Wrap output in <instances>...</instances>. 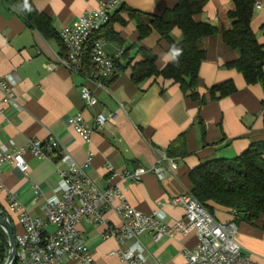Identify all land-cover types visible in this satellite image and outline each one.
I'll list each match as a JSON object with an SVG mask.
<instances>
[{
  "label": "crops",
  "instance_id": "obj_1",
  "mask_svg": "<svg viewBox=\"0 0 264 264\" xmlns=\"http://www.w3.org/2000/svg\"><path fill=\"white\" fill-rule=\"evenodd\" d=\"M103 1L106 0H32L35 10L50 22L51 35L47 38L29 27L14 6L0 0V76L15 72L18 78L15 105L4 104L0 92V150L21 147L32 137L44 140L53 136L77 165H83L91 154L85 171L100 190L106 187L111 174L149 169L160 155H166L176 161L177 169L163 181L145 173L137 183L120 178L113 183L124 190L133 208L144 214L156 211L165 223L173 224L183 217V210L170 200L190 192L191 170L211 160L233 159L252 143L264 141V85H246L241 74L225 67L237 59L236 51L223 43L220 34L230 27L226 14L233 0H209L194 17L195 21L208 23L217 30L203 41L206 58L199 68L197 92L206 99L204 105L190 100L170 80L151 78L139 85L132 82L131 66L141 58L137 48L130 46L143 47L156 56L157 69L170 56L155 31L139 40L134 21L123 12L119 16L124 23L112 24V31L122 44L107 41L104 49L111 55L120 48L126 55L118 61L107 85L101 88L81 76L71 75L57 62V57L64 53L58 33ZM253 1L250 28L257 42L263 44L264 0ZM174 3V0H122V5L144 15L146 25L152 16L162 14ZM257 3L259 8L255 6ZM172 38L178 41L180 32L173 30ZM225 81H231L236 92L210 101L209 89ZM81 86L94 95L95 106H84L79 94ZM115 112V122L95 132L90 143L84 142L67 123L69 117L79 114L92 125L95 115ZM24 159L26 173L9 164L0 166L3 186L0 213L7 217L15 233L21 229L15 214L7 211L8 198L14 197L23 211L38 216L56 183L54 162L29 154ZM32 185L37 186V193ZM213 216L219 223L235 220V240L242 254L264 264L263 218L248 224L232 210L219 206H213ZM119 224L116 213L107 210L103 224L77 225L94 264H121L117 256L111 255L118 249L115 240L103 238L108 227ZM197 241L194 231L184 236H163L156 241L147 233L138 237L146 264H185L183 252L192 249ZM63 264L76 263L65 260Z\"/></svg>",
  "mask_w": 264,
  "mask_h": 264
},
{
  "label": "built area",
  "instance_id": "obj_2",
  "mask_svg": "<svg viewBox=\"0 0 264 264\" xmlns=\"http://www.w3.org/2000/svg\"><path fill=\"white\" fill-rule=\"evenodd\" d=\"M121 5L122 0L100 2L95 9L59 31L64 55L58 56L57 62L71 75L81 76L101 88L113 77L123 50L118 48L109 55L104 49L107 44L104 38H91L107 25L112 13ZM255 6L260 7L258 3ZM88 45L89 68L84 71V54ZM17 83L15 72L0 76L4 104L15 105ZM79 94L85 107L96 105V98L86 86H81ZM116 118V112L108 115L99 113L89 125L78 114L69 117L67 123L84 142L90 143L95 132L107 123H114ZM26 154L54 162L56 183L38 216L23 211L14 197L8 198L7 211L15 214L21 229L14 234L17 264H63L65 260L76 264H94L77 225L103 224L107 210L116 213L120 224L108 227L103 238L112 237L115 240L118 249L111 255L117 256L121 264H146L144 249L138 242V237L145 233L152 235L156 241L163 236H184L191 231L195 232L198 241L192 249L183 252L185 264H259L249 255L242 254L235 240L237 228L234 222H217L190 192L170 200L172 205L183 210V217L173 224L165 223L156 211L144 214L128 203L124 190L113 183L114 179L137 183L143 174L151 173L163 181L177 169L176 161L166 155H160L149 169L136 168L131 172L111 174L106 180V187L100 190L85 171L91 154L83 165H77L53 136L44 140L32 137L21 147L0 150V166L9 164L26 173ZM31 188L37 193V186L32 185ZM1 191L3 186L0 181Z\"/></svg>",
  "mask_w": 264,
  "mask_h": 264
},
{
  "label": "trees",
  "instance_id": "obj_3",
  "mask_svg": "<svg viewBox=\"0 0 264 264\" xmlns=\"http://www.w3.org/2000/svg\"><path fill=\"white\" fill-rule=\"evenodd\" d=\"M6 1L22 14L29 27L36 28L47 38L50 37V22L35 10L32 0H27L31 11L24 7L25 0ZM208 1L174 0L172 8L152 16L148 25L142 20V13L121 5L112 13L107 25L94 33L91 39L102 37L106 41L121 45V41L112 31V24L124 23L119 14L125 13L134 21L139 40L155 31L160 41L165 42L166 52L170 56V60L161 69H157L156 56L143 47L130 46L129 48H137V54L141 58L131 66L132 82L139 85L151 78L170 80L190 100L204 105L206 99L197 92L199 68L206 58L203 41L217 30L208 23L195 21L194 17L202 11ZM253 5V0H233L232 8L226 14L230 27L222 29L220 34L223 43L237 53V59L225 64V67L241 74L246 85H264V43L257 42L250 28ZM173 30L180 32L178 41L172 38ZM173 49L181 51L175 61L171 59ZM125 55L126 51H123L122 58ZM84 62L86 71L89 68V45L85 50ZM235 92V85L231 81H225L209 89V99L219 100ZM262 117L264 124V111ZM188 178L190 193L213 218V206H219L232 210L248 224L264 219V141L252 143L233 159L205 162L191 170ZM1 216L7 218L3 213ZM7 252V238L0 229V264L6 258Z\"/></svg>",
  "mask_w": 264,
  "mask_h": 264
},
{
  "label": "water",
  "instance_id": "obj_4",
  "mask_svg": "<svg viewBox=\"0 0 264 264\" xmlns=\"http://www.w3.org/2000/svg\"><path fill=\"white\" fill-rule=\"evenodd\" d=\"M0 229L6 235L8 252L1 264H13L16 257V243L13 228L7 218H3L0 213Z\"/></svg>",
  "mask_w": 264,
  "mask_h": 264
},
{
  "label": "clouds",
  "instance_id": "obj_5",
  "mask_svg": "<svg viewBox=\"0 0 264 264\" xmlns=\"http://www.w3.org/2000/svg\"><path fill=\"white\" fill-rule=\"evenodd\" d=\"M24 7L26 9H28L29 11H31V9L29 8L28 4H27V0H25V4H24ZM181 55V51L180 49H173L172 50V53H171V59L172 60H177V58Z\"/></svg>",
  "mask_w": 264,
  "mask_h": 264
}]
</instances>
